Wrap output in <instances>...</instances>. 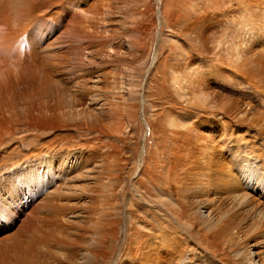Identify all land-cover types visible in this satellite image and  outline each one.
<instances>
[{
  "label": "bare ground",
  "instance_id": "6f19581e",
  "mask_svg": "<svg viewBox=\"0 0 264 264\" xmlns=\"http://www.w3.org/2000/svg\"><path fill=\"white\" fill-rule=\"evenodd\" d=\"M159 1L0 0V264H264V0Z\"/></svg>",
  "mask_w": 264,
  "mask_h": 264
},
{
  "label": "rangeland",
  "instance_id": "374dc122",
  "mask_svg": "<svg viewBox=\"0 0 264 264\" xmlns=\"http://www.w3.org/2000/svg\"><path fill=\"white\" fill-rule=\"evenodd\" d=\"M171 1L172 0H160L159 3L156 4L155 8L162 14L163 8L167 9ZM217 1L218 0H215V3ZM218 4L219 5L222 4V5L220 6L211 5L210 8L219 9L221 6H223V4L225 5V3H223L221 0L219 1ZM200 6L202 7L204 6V8L206 7L203 3H200ZM167 14L164 15V17H166ZM156 27L154 29L155 30L154 33H156L155 35L152 34L147 35L146 46L140 58H145L147 54H148L147 57H150L153 51L152 46L154 47L157 41V49L160 50L162 48V50L160 51V55L158 57V62L156 65L157 68L158 66L162 65V63H164L165 56H167L168 53H176L177 49L175 48V45L172 43L173 39L176 38V32H175L176 28L171 30L170 29L165 30V27L163 25ZM157 33L162 34V37L159 40H157ZM163 35L171 37L168 38V40H170L168 43L167 42L165 43L166 39L164 38ZM156 71L153 72L152 75L153 79L155 75L156 76L158 75L156 74ZM147 101L153 107L151 108V110H148L146 105L143 106L139 111V114L137 116V121L135 122L134 125L132 124L131 127V132L133 133L132 140H135L136 142L140 143L139 154L133 153L132 156L135 159V161L139 163L141 167V169L137 173L138 175L136 174L133 178H131V181L128 184V188H127V192L129 194V200L131 202V207H129V210L132 212V215H134V217L136 216L139 217L142 211L145 212L148 208L147 204L150 206H154L152 203L153 200L149 198L148 195H145L141 189H136V188L134 189V187L135 186L137 187V185L142 184V180L145 179L146 176L152 174L156 165L158 164V161L163 157L161 143L163 141V138L166 136L165 127L163 124L164 123L163 118L167 117L168 115H172V116L178 115L177 117L181 119L180 116L181 112L169 111L167 106L165 104H162L161 101H159V99H157L155 95L151 94V92L147 97ZM160 104L165 108V110L162 112V114L164 115L162 119L160 118L161 115L159 114ZM149 123L151 124V127L154 130V148L150 151V154L148 155L147 154L148 150L152 148V140L150 135L151 128L149 126L150 125ZM129 154L130 153H128V156ZM161 165L163 164L161 163Z\"/></svg>",
  "mask_w": 264,
  "mask_h": 264
}]
</instances>
